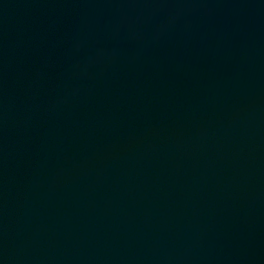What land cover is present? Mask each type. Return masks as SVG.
Listing matches in <instances>:
<instances>
[{
    "label": "water",
    "instance_id": "obj_1",
    "mask_svg": "<svg viewBox=\"0 0 264 264\" xmlns=\"http://www.w3.org/2000/svg\"><path fill=\"white\" fill-rule=\"evenodd\" d=\"M0 264H264V0H0Z\"/></svg>",
    "mask_w": 264,
    "mask_h": 264
}]
</instances>
